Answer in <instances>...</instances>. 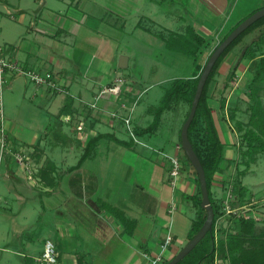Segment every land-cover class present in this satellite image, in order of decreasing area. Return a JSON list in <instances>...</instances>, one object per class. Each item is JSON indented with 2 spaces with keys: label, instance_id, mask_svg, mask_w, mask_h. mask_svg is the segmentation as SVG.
<instances>
[{
  "label": "crops",
  "instance_id": "crops-1",
  "mask_svg": "<svg viewBox=\"0 0 264 264\" xmlns=\"http://www.w3.org/2000/svg\"><path fill=\"white\" fill-rule=\"evenodd\" d=\"M163 2L173 12L161 10ZM262 8L264 0H0V45L8 46V57L52 73L62 89L50 91L15 76L4 90L11 151L4 156L0 177V264H39L46 240L55 244L58 264L172 260L189 241L201 208V201L198 205L194 199L201 200L197 174L180 147L185 103L173 102L156 130L136 135L138 143L130 139L122 119L129 116L134 131L146 128L153 119L148 110L159 104L171 82L193 73L191 59L168 50L160 35L184 34L191 27L215 46ZM248 46L256 59L264 56V24L225 57L207 99L224 146L211 185L216 204L227 197L237 169L245 168L242 131L235 123L243 122L239 110L249 102L252 60L242 57ZM121 57L126 58L122 66ZM171 73L175 76L166 79ZM143 75H152L154 84L144 87ZM117 78L124 80L120 96L104 95L91 108L99 90ZM153 86H161V93L151 92ZM143 92L148 101L141 102ZM97 135L129 145L101 139L77 165L88 140ZM18 150L29 158L33 181L13 159ZM164 155L181 164L174 186ZM255 171L263 174L252 186L255 178L249 177ZM240 181L246 204L232 208L234 216L249 215L261 224L263 153L256 155ZM104 206L120 212L125 222ZM231 216L218 219L217 239L233 229ZM167 235L172 239L163 249Z\"/></svg>",
  "mask_w": 264,
  "mask_h": 264
},
{
  "label": "trees",
  "instance_id": "trees-1",
  "mask_svg": "<svg viewBox=\"0 0 264 264\" xmlns=\"http://www.w3.org/2000/svg\"><path fill=\"white\" fill-rule=\"evenodd\" d=\"M263 24L264 17L254 22L242 32L218 57L206 79L194 118L188 128L190 143L201 163L205 175L209 202L213 209V221L211 230L206 233L191 252L177 264H214L216 257L225 264H264V220L258 225L255 219L250 216L233 215L231 216V220L234 224L233 229L227 231L224 238H216L217 221L224 213L222 211V205L216 204L212 198L211 185L214 174L220 168L224 146L214 127L211 109L207 105V99L209 98L212 84L217 76L218 68L225 57L241 43L245 36ZM236 27L237 25L234 28ZM232 30L227 35H229ZM227 35H225L223 39ZM160 38L163 39L168 50L180 52L191 59L193 73L189 78H179L171 82L159 104L148 110L153 117L151 124L144 129L134 131L137 136L156 130L160 123L162 113L168 110L171 104L176 101L188 105V111L184 121L186 120L199 77L211 53L214 51L213 50L209 56H206L207 51L211 47V42L206 41L203 37L195 33L191 27H187L184 34L170 33L166 38L162 35H160ZM242 57L252 60L249 68L252 77L247 85L250 105L248 106V121L245 124L240 122L235 123L238 131H243L239 145H241L242 149L244 148L242 151L241 163L245 168L243 170L237 169L233 178L231 184L233 201L229 203L231 208L246 204V189L242 186L240 178L246 173L250 164L255 162L256 155L259 153L264 154V106L262 104V97L264 94V56L262 55V57L256 59V54L252 46H248L243 51ZM220 107H224V100L220 101ZM229 119H234V111L229 113ZM104 138L113 140L118 144L129 145L117 140L113 136L97 135L88 140L84 153L77 165H80L91 154L96 144ZM183 158L189 163L184 153ZM194 199L199 205L201 201L200 198L194 197ZM104 207L107 211L117 216L120 221L125 222L120 212L110 206ZM205 217V210L199 206L197 217L192 222L188 232L189 240H191L202 227Z\"/></svg>",
  "mask_w": 264,
  "mask_h": 264
},
{
  "label": "built area",
  "instance_id": "built-area-1",
  "mask_svg": "<svg viewBox=\"0 0 264 264\" xmlns=\"http://www.w3.org/2000/svg\"><path fill=\"white\" fill-rule=\"evenodd\" d=\"M7 45H0V177L2 172V165L4 156L8 151H11V145L8 141L7 132L5 129V112L3 104V93L7 85L10 83L11 79L15 76L23 77L28 83L36 87H45L50 91L61 92L62 89L58 86L55 81V78L50 72H42L33 68L25 67L22 63L17 60L10 59L6 54L8 50ZM124 85V80L117 78L114 82L108 86L103 87L95 95L93 103L90 105L91 108L96 107L97 101L104 95H110L112 97L120 96L122 88ZM135 103L133 104V106ZM133 106L130 108V113L133 110ZM113 117H116L115 113H112ZM68 120V119H67ZM123 122L127 127V132L130 139L134 143H138L137 136L134 133V130L130 128V117H124ZM77 131H82V126H77ZM83 136H79V139H82ZM14 161L27 173V179L33 181V170L31 168L29 158L22 153V151H13ZM169 161V180L170 184L174 186L176 184L177 178L180 173L181 164L178 158L173 156L164 155ZM227 197L222 201V211L224 215H235V210L232 209L229 205L231 198V187L229 189ZM237 216H249V215H237ZM216 231H218V226H216ZM217 234V232H216ZM172 237L167 235L163 244V249L171 242ZM39 264H58V252L56 250L55 244L51 240H46L43 245L42 254L38 259ZM160 257L151 261V264H159ZM214 264H225L219 258H215Z\"/></svg>",
  "mask_w": 264,
  "mask_h": 264
},
{
  "label": "water",
  "instance_id": "water-1",
  "mask_svg": "<svg viewBox=\"0 0 264 264\" xmlns=\"http://www.w3.org/2000/svg\"><path fill=\"white\" fill-rule=\"evenodd\" d=\"M264 17V8L256 11L255 13L248 16L244 19L240 24L237 25L236 28L232 30V32L227 35L214 49L211 53L209 59L207 60L205 67L199 77V80L196 85V90L191 102L190 110L186 120L184 121L181 132H180V142H181V150L185 154L189 163L194 168L197 178L199 181V188L201 192V208L205 210L206 217L202 227L199 231L193 236L191 240L187 242V244L181 249V251L170 261L163 264H177L180 260H182L191 250L202 240V238L211 230L212 221H213V209L209 202L208 191L206 187L205 175L203 172V168L201 163L194 152L192 145L190 143L188 137V128L194 118L196 108L205 85L206 79L218 59L221 53L235 40L242 32H244L248 27H250L254 22ZM126 61L125 57L120 58V65L122 66Z\"/></svg>",
  "mask_w": 264,
  "mask_h": 264
},
{
  "label": "rangeland",
  "instance_id": "rangeland-1",
  "mask_svg": "<svg viewBox=\"0 0 264 264\" xmlns=\"http://www.w3.org/2000/svg\"><path fill=\"white\" fill-rule=\"evenodd\" d=\"M161 10H167V12L168 11H170V12H173L172 10H170V5H169V3L168 2H163L162 4H161ZM169 8V9H168ZM217 44H218V42L215 44V46H211L210 48H209V50L207 51V54H206V56H209L210 55V53L215 49V47L217 46ZM144 76V78L146 79V81H145V84H144V87H147V86H149V85H151V84H154L153 82H152V75H143ZM173 76H175L174 74H169V75H166V79H170V78H172ZM168 83H166L165 85H167ZM154 87V88H153ZM152 87V90H151V92L152 91H155L156 93L157 92H160L161 93V86H153ZM144 93V92H143ZM141 93V98H142V100H141V102H145V101H148V98L146 97V94L144 93ZM264 95V94H263ZM140 98V97H139ZM139 98H138V100H139ZM250 105V102H246V104H244V105H242L241 106V109L239 110L240 111V114H239V118L240 119H242L243 120V124H245L247 121H248V115H249V111H248V106ZM263 105H264V99H263ZM185 108H186V111H185V115L187 114V111H188V105L187 104H185ZM5 112V111H4ZM243 134V131L241 132V133H239V137L241 138V135ZM240 138H239V142H240ZM241 146V145H240ZM244 149V148H243ZM259 171H261V169L259 170ZM259 171H255V173L254 174H252V175H250V177L249 178H255V179H252V186L253 185H257L259 182H258V178H260V176H258V174H263V173H261V172H259ZM255 187V186H254ZM256 188V187H255ZM255 188H253V189H255ZM261 211L264 213V205H263V208L261 209ZM257 223H259L260 224V221H258Z\"/></svg>",
  "mask_w": 264,
  "mask_h": 264
}]
</instances>
